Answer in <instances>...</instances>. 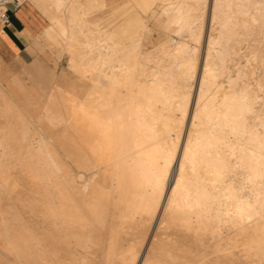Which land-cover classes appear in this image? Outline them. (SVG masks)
<instances>
[{
	"label": "snow or ice",
	"instance_id": "obj_1",
	"mask_svg": "<svg viewBox=\"0 0 264 264\" xmlns=\"http://www.w3.org/2000/svg\"><path fill=\"white\" fill-rule=\"evenodd\" d=\"M36 7L43 9L46 5L37 4ZM50 7L69 10L66 23L72 26L71 32L65 23L52 21L54 27L59 28L68 55L73 57L64 71L69 83L75 79L73 73L87 78L89 71L102 74L104 69L110 68L112 75L104 77L106 88L119 91L121 95L131 92L134 98L139 96L147 101L149 89L159 86L163 94L169 91L168 86L176 88L167 67L171 55L172 20L167 13L154 11L158 5L153 0L119 5L107 0H93L87 4L57 0ZM200 7L210 11L213 25V35L207 37L209 59L201 60L204 78L212 82L216 93L211 108L206 103L209 94L205 93V79L199 80L201 99L189 95L192 79H198L195 77L197 61L193 57L186 65L187 87L183 89V96L175 91L171 93L178 101L171 117L176 131L168 134L163 150L150 152L145 158L142 149L146 145L138 141L135 147L131 143L126 145L130 154L139 157L150 170L147 175L134 173L139 185L150 190V202L145 209L149 219L160 209L164 213L162 219L157 217L161 220V229L171 227L178 232L195 233L197 238L207 230L206 223L212 225L213 236L223 226H241L256 219L264 226V0L227 5L229 9L241 11L232 14L219 36H215L216 11L224 5L213 6L208 0ZM84 25L93 29L94 34L81 41L77 35H84ZM257 28L259 51L253 47ZM77 48L89 50L87 63L75 60ZM225 48L245 62L238 63L231 56L221 62ZM46 71L59 72L60 68ZM93 83L97 82L93 80ZM137 88L139 92L133 91ZM190 99L195 104V114L188 111ZM137 111L139 124L140 117L152 111L151 103L141 104ZM186 117L191 120V129L183 127ZM123 119V114L114 111L93 116L95 128L106 139L109 133L122 130ZM142 123L144 127L150 126L147 118ZM52 131H56L55 126ZM152 131L156 134L154 128ZM105 146L111 149L113 145ZM101 155L99 149L93 148L87 159L95 164L97 159L93 158ZM170 173L172 182H169ZM166 185L170 196L165 193ZM253 185L262 193L256 203L244 195ZM161 197L167 200V206L160 203ZM147 251L148 256L141 258L142 264H264V228L259 248L245 244L239 259L232 256L231 248L213 250L194 260L178 259L171 251L163 254H157L154 248ZM0 264L72 262L26 261L11 244L5 243L0 250ZM132 264H136L135 260Z\"/></svg>",
	"mask_w": 264,
	"mask_h": 264
},
{
	"label": "bare ground",
	"instance_id": "obj_2",
	"mask_svg": "<svg viewBox=\"0 0 264 264\" xmlns=\"http://www.w3.org/2000/svg\"><path fill=\"white\" fill-rule=\"evenodd\" d=\"M198 1L196 2L199 3ZM56 2L57 0H29V3L48 17L47 19L50 20L48 26L59 36V28L58 26L54 27L53 19L65 23L69 32H71L72 26L67 24L65 19L69 10H57L50 7ZM64 2L87 4L92 3L93 0H64ZM107 2L112 4L109 0ZM136 2L137 0H128L126 3ZM153 2L163 4L164 11L169 12L172 29L181 33L187 31L191 37H195V35L193 36L195 33L193 22H195L197 14H194L195 7L194 13L191 8L194 1L153 0ZM245 2L247 0L214 1L213 6L217 3L224 5L222 9H217L220 13L222 10L220 34L226 29L232 14L241 11L229 9L227 5ZM37 4H44L46 7L38 8ZM170 5L176 7H169ZM197 12L199 13V10ZM196 21L198 22V20ZM217 33L219 36V32ZM93 34L94 30L84 25L83 36L88 37ZM84 37L81 38L79 33L77 35L81 41L85 39ZM59 38L63 42V38L60 36ZM63 46V50L68 52L67 45L64 43ZM189 47L190 45L184 40L177 42L174 49L170 48L171 55L167 63L170 76L174 78L175 84L183 89L185 85L180 84L176 77H180L181 80L186 78V65L194 57ZM253 47L259 51L258 28L256 43ZM88 52L87 49L77 48L75 60L78 62L83 60L87 63ZM230 56L236 58L235 53L229 52L227 48L223 49L221 62ZM207 59H209L208 51L205 60ZM236 59L238 63L245 62ZM110 75H112L110 68L104 69L102 74L89 71L87 78L81 74L84 91L81 90L84 92V98L79 105L77 97L75 98L77 104L69 101V105L67 102L69 94L65 93L63 88L58 85H55L54 88L65 94L50 95L44 103V108L48 111L47 121L51 123L64 124L68 118L62 116L60 109H67L69 106L72 109L71 105L73 108L76 107L74 105H78L81 110L79 112L87 118L90 124L89 130L92 131L90 138L93 142L88 146V153L96 148L102 152V155L99 158H93L97 159L95 164L90 163L89 160L85 161L83 168L97 176H93L91 181L82 186L78 185L74 177L70 175V165L64 161L65 159L63 160L53 136L47 135L48 128L46 129L40 124L35 126L26 117L15 98L9 96L6 90L0 86V250L3 249L5 243H9L14 247L19 257L26 261L56 260L72 262V264H132L133 260L135 262L138 260L142 242L159 209L149 219L145 209L150 202V190L148 187L139 185L137 179L134 178V173L147 175L150 170L141 163L139 157L130 154L126 145L131 143L132 147H135L137 141L141 145H146L147 147L142 149L145 158L150 152L163 150L168 134L173 133V129L176 128V124L171 118L173 113L171 99L175 96H171V98L168 93L162 94L159 91V86L156 89H149L147 101L139 96L134 98L131 92L121 95L119 91L107 90L106 81L99 80V78L104 79L105 76ZM201 79H205L204 73L201 75ZM87 80L92 81V85L89 87L84 84ZM93 80L97 83H93ZM224 82L227 83L226 80ZM168 87L170 88V86ZM133 91L139 92L140 89L137 88ZM205 93L209 94L206 103L210 109L216 98V93L212 82L206 79ZM71 97L75 96L71 95ZM197 98L201 99L200 91ZM148 102L151 103L152 111L145 112L144 116L140 117L141 122L137 124V109L141 104L146 106ZM203 108L202 105V111ZM108 111L121 113L125 119L121 121L122 130L109 133L106 139L100 134L99 129L95 128L93 116ZM73 113L71 112L72 116ZM128 117H131V120L127 119ZM144 118H147L150 126H143ZM205 124H207V120H205ZM153 128L156 130V134H153ZM167 143L170 144L171 140L168 139ZM106 144L113 146L109 149L105 146ZM61 151L64 153V150L61 149ZM70 157L69 154L68 158L70 159ZM25 178H30V181L26 180L25 183H22L20 180L24 181ZM23 185L28 188L34 187L35 193L41 196L37 198H34L36 195L34 197L20 196L24 195L19 190V187ZM165 193L168 196L171 195L167 185ZM244 195L256 203L262 193L258 186L253 185ZM160 203L167 206V200L164 197H161ZM20 205L23 206L21 209L23 208L24 211L18 208ZM163 216L162 211V218ZM205 227L207 230L202 231L197 238L195 233L178 232L171 227L161 229L160 224L153 231L147 250L154 248L157 254L171 251L178 259L194 260L197 256H202L213 250L231 248L233 249L232 256L239 259L245 244L259 248L261 231L264 228L259 219L241 226H223L215 236L212 235V225L206 223ZM216 227L220 226L216 225ZM123 240L126 242L123 243ZM147 256L148 251L144 257ZM140 262L142 264V261Z\"/></svg>",
	"mask_w": 264,
	"mask_h": 264
},
{
	"label": "rangeland",
	"instance_id": "obj_3",
	"mask_svg": "<svg viewBox=\"0 0 264 264\" xmlns=\"http://www.w3.org/2000/svg\"><path fill=\"white\" fill-rule=\"evenodd\" d=\"M16 1L21 3L23 1L28 2L29 0H16ZM109 1L112 4H116V3L123 4V3L128 2V0H109ZM193 1H194V3H193V5H191L192 12L194 10V7H195L196 11L199 10V13L198 12L196 13L195 10H194L195 13L193 12L195 15L197 14L195 16V20H194L195 22H193L194 32L196 33V34L194 33L193 36L195 35V37H191L190 36L191 34L188 33L187 31H185V32L182 31V33H181V32H177V30H175V29H172L169 32V38H170L169 44L171 43L169 48L174 49L175 44L179 41H182V40L186 41L188 43V45H190V47H191V48L189 47V49L191 50L190 52L194 55V57L196 58V61H197L195 77H198V79L197 78L192 79L191 87L188 88V91L190 93L189 94L190 97H194L195 99H198L197 96H198V92L200 91L199 80H201V75L203 74V68H202L201 60H205V57L207 55V51H208L207 37L213 35V25L211 22L210 11L207 8L199 7L202 4H206L208 2V0H202V2H201V0L200 1L196 0L200 4L197 3L195 0H192V2ZM214 1L215 0H211L212 5H213ZM160 4H157L158 7H157V9H155L156 10L155 12L158 14L159 13H165V12L167 14H169L168 11H164V7H162L163 4H161V5ZM22 5H26V4H22ZM196 6H198L199 8L198 7L196 8ZM200 9H202V10H200ZM219 10L216 11L217 23L215 26V36H218L217 32H219V34H220L219 30H221V28L219 26H221V21H220L221 19L220 18L222 17L221 16L222 10H221V13ZM37 11H38V13L40 12L46 19L48 18L39 9H37ZM62 17L65 18L64 16H62ZM36 18L38 19L39 23L43 24L41 21V18H43V17L38 18L36 16ZM65 19H64V21H65ZM196 20H198V22ZM48 23H50V20H48ZM194 23L198 24V25H195ZM47 37H48L49 41L52 42V44L43 35L42 38H43L45 48L52 55V59L60 61V71L49 73L48 71H46L47 69H50L49 67H46L45 69H43V68L35 69L32 67H20L19 65H16L13 63H5L0 58V86H2L6 90V92L9 96L15 98V100L20 104L21 109L25 113L26 117L35 126L40 124V125H43L44 128H46V129L48 128L46 130L47 135L53 136V140L56 142L55 143L56 147L57 146L59 147V149L58 148L57 149L59 150V152H61V155L63 156V160L65 159L64 161H66V163H68L70 165V175L72 177H74V179L77 181L78 185L82 186L83 184L91 181L93 176H95V177L97 176L94 174H90L89 170H87L86 168H83L85 161L88 160L87 159V157L89 155L88 146L93 142V140L90 138L92 136V131L89 130L90 124L88 123L87 118L79 112L81 110H80L78 105H79V103H81L83 101V98H84L83 97V93H84L83 88L84 87H83V84L81 83L82 76L81 75L77 76V74L73 73L72 75L75 77V79L71 83H69L67 81L66 76L64 74V71L68 68V60L71 57L68 55V52L63 50V47H64L63 44L64 43L62 41H60L59 36L53 31V29H51V31H50V29H48ZM82 37H84V36H81V38ZM61 75H62V78L60 79V81L58 83H56L57 77H59ZM15 77H20L21 79L26 81V83L32 87V89L35 93V96L39 97L42 103L47 101L48 95L49 96L50 95H61V94H65L67 92L69 94V96L67 97V95L66 96L64 95L65 97H67V102L69 103V101H70L71 103H75V104L78 103V105H74V107L76 106L75 107L76 109L73 108V105H71L72 109L70 108V106L67 109H65V108L60 109V111L62 112V116L65 117L66 119L68 118L64 124L57 125L56 123H51V122L47 121L48 111L44 108L45 107L44 105H43V107H40L38 110L35 109L26 100H24L20 96V94L13 88V86L9 83V81L11 79H14ZM99 80H101L102 82H105V80L103 78H99ZM176 80L179 81L180 84H184L185 85L184 88L187 87V84L185 83L186 78L184 80H181L180 77H176ZM56 84H60V86L63 88L62 90L65 93L64 92L60 93L57 89H55L54 86ZM84 84L86 87H89L92 85V81L87 80L86 83H84ZM178 86L179 85L176 86V88H175L176 90L172 89L171 87L170 88L168 87L169 91L166 92V94L168 93V96L171 97V96H173V95H171V93L173 91H175L176 93L180 94V96H181L183 88H179ZM81 89H83V91ZM81 91H82V93H81ZM71 95L75 96V97L73 98V97H71ZM76 97H77L76 100L79 99L77 101V103L75 100ZM177 103H178V101L175 99V97L173 99H171V104H172V108H173L172 112L173 113L176 110L175 105ZM69 105H70V103H69ZM54 110H57V109H54ZM75 111L76 112L78 111V113H76ZM188 111L192 114H194L196 111L195 104H194L193 100H191V99L188 102ZM71 112L72 113L74 112L73 116H72ZM53 126H55V128H56L55 132L52 131ZM183 127L187 128V129L192 128L191 120L188 117L185 118ZM175 131H176V128H174L172 132L175 133ZM61 149L64 150V153H63V151H61ZM66 154H67V156H66ZM69 154L71 155L72 158L70 157V159H72V160H70L68 158ZM169 176H170L169 182H172V174L170 173ZM26 180L30 181V178H28V179L25 178L24 181L23 180H20V181L22 183H25ZM33 188L34 187L28 188L24 185L19 187V190L24 194V195H20V196L34 197L36 195L34 198L40 197L41 195H38L37 193H35V190H34L35 188L34 189ZM16 197H17V195H16ZM21 207H23V206L20 205L18 208L21 209ZM21 210L24 211L23 208ZM157 217H160L162 219V210H160V209L158 210L156 216H154V218L152 220L151 226L147 230V234H146L144 241L142 242V247L140 250L141 252H139V256H138V260L136 261V264H141V262H140V261H142L141 258L145 256V253H146L147 248L149 246L150 239L154 233L153 231H155V228L161 224V220L157 219ZM126 240H123V243L126 242Z\"/></svg>",
	"mask_w": 264,
	"mask_h": 264
},
{
	"label": "crops",
	"instance_id": "obj_4",
	"mask_svg": "<svg viewBox=\"0 0 264 264\" xmlns=\"http://www.w3.org/2000/svg\"><path fill=\"white\" fill-rule=\"evenodd\" d=\"M25 2L19 3L11 0L7 6L10 22L5 24L0 19V58L5 63H13L20 67L60 68V61L52 59V55L46 50L43 42V35L49 40L47 37V31L50 29L47 24L48 20L42 14L40 15L29 1ZM36 16L44 18H41L43 24L38 22ZM61 78L62 75L57 77L56 83ZM9 83L35 109L43 107L45 102L42 103L40 98L35 96L32 87L26 81L15 77ZM56 85L60 86V84Z\"/></svg>",
	"mask_w": 264,
	"mask_h": 264
},
{
	"label": "built area",
	"instance_id": "obj_5",
	"mask_svg": "<svg viewBox=\"0 0 264 264\" xmlns=\"http://www.w3.org/2000/svg\"><path fill=\"white\" fill-rule=\"evenodd\" d=\"M11 0H0V19L3 23L8 24L10 22L8 4Z\"/></svg>",
	"mask_w": 264,
	"mask_h": 264
}]
</instances>
